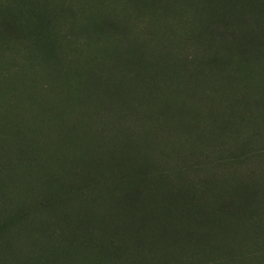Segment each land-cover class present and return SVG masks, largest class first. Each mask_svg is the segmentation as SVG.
<instances>
[{"label": "trees", "instance_id": "16d2710c", "mask_svg": "<svg viewBox=\"0 0 264 264\" xmlns=\"http://www.w3.org/2000/svg\"><path fill=\"white\" fill-rule=\"evenodd\" d=\"M138 1L0 0V264H264V0ZM123 36L169 56L144 100Z\"/></svg>", "mask_w": 264, "mask_h": 264}, {"label": "rangeland", "instance_id": "374dc122", "mask_svg": "<svg viewBox=\"0 0 264 264\" xmlns=\"http://www.w3.org/2000/svg\"><path fill=\"white\" fill-rule=\"evenodd\" d=\"M142 1V0H141ZM134 2L139 3L138 0H134ZM163 6H168V0H162ZM124 28L123 26H119V30ZM117 30H115L116 32ZM137 41V40H136ZM133 41L131 37H119V40L115 41L114 50H113V56L111 59V62L116 64L115 60H117V64H120L119 71L121 73L120 76H118L119 79H122L124 82L123 86L124 88H121L120 91L118 90V93L122 95L125 93V97L127 96H133L134 98H144V91L147 86L148 78L152 79L153 81L157 80L158 78H162V70H167V64H168V58L169 56L166 55V52H155L153 54H156L150 57L148 50L142 48V46L139 45V42ZM145 45V44H144ZM97 61H101L100 59H97ZM111 63V65H112ZM107 69L109 65H106ZM19 71H16V73L13 76V79L18 80L19 77L22 76L23 70H20V67L18 69ZM2 72L1 64H0V73ZM169 74H167V78L170 79ZM107 79H110L111 81H115V75L108 72ZM1 80V79H0ZM100 84V82L97 81L96 77L91 73L90 76L87 78V86L89 87V90L92 92L93 87ZM8 84V83H6ZM21 84V83H20ZM19 84V85H20ZM149 87H152V85H148ZM1 87V84H0ZM80 91H83L85 88L84 83H80L78 85ZM87 87V88H88ZM139 90V91H138ZM8 92L10 91L8 88H5V86L2 87V92ZM111 92H114L115 90H110ZM57 91L54 88L48 87L47 90L40 95L39 98H35L33 94L26 95L25 91L21 90L19 92L13 93L12 96L15 98L17 97L18 100L23 99V101L26 100L27 105L30 104V100L33 98L35 99L34 102L39 103L40 107L43 109V111L50 115L51 117H54L58 120L63 118L64 111L61 110L57 104L54 101L53 95ZM104 90L102 88H98V98H96V101L99 103L101 102V98L104 96ZM79 94V93H78ZM80 95V94H79ZM83 98V95L81 93L80 97L76 100V102H81V99ZM69 101L73 102L74 98H69ZM144 100V99H143ZM74 103V106L76 104ZM97 102V103H98ZM43 106L47 107L45 108L49 113L45 111ZM68 107L69 105H65ZM97 106L94 104V109H96ZM23 109L33 110L36 109V107L27 108L24 106ZM42 109H37V112H40ZM1 112V111H0ZM56 114L57 116H55ZM51 128H49L50 130ZM16 140L15 135H11L10 142ZM16 143V142H15ZM3 160L6 165V168L8 169V175L11 178H20V165L24 158L28 156V151L26 147L20 146L17 148V146L10 148L8 150H4L2 153ZM40 166L38 169H41ZM48 169L46 166L43 169V172H47ZM109 255V254H108Z\"/></svg>", "mask_w": 264, "mask_h": 264}]
</instances>
